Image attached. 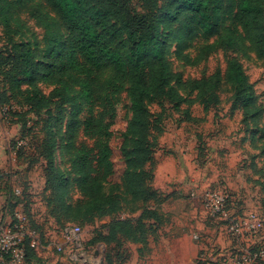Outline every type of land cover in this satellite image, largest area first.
Returning <instances> with one entry per match:
<instances>
[{"label": "rangeland", "instance_id": "obj_1", "mask_svg": "<svg viewBox=\"0 0 264 264\" xmlns=\"http://www.w3.org/2000/svg\"><path fill=\"white\" fill-rule=\"evenodd\" d=\"M0 1V57L6 60L0 66V195L2 206L19 210L47 245L34 250V262L230 264L254 244L264 248V226L232 235L229 221L214 216L203 197L221 190L227 195L223 209L233 217L264 220V0H258L259 47L253 29L234 19L235 0H210L218 23L213 35L186 11L159 24L166 73L180 100L161 96L149 104L146 136L132 127L129 79L116 78L107 62L87 74L76 68L73 59L87 63L47 0ZM160 3L166 10L170 0ZM130 7L140 12L136 0ZM16 42L31 49L27 69L33 77L24 76L21 88L37 90L31 99L36 115L24 114L19 105L25 100L12 90L23 76L11 49ZM109 46L129 56L124 36ZM230 59L240 63L252 86L246 108V97L226 79ZM105 99L116 109L113 124L103 115ZM90 116L108 135H85ZM103 140L111 149L110 178L100 155ZM15 187L22 202L13 207L5 197ZM68 222L82 228L79 262L67 256L68 247L66 254L51 243Z\"/></svg>", "mask_w": 264, "mask_h": 264}, {"label": "trees", "instance_id": "obj_2", "mask_svg": "<svg viewBox=\"0 0 264 264\" xmlns=\"http://www.w3.org/2000/svg\"><path fill=\"white\" fill-rule=\"evenodd\" d=\"M132 1L47 0L55 9L67 30L70 38L69 44L87 63V65L77 63L73 59L76 68H80L84 74H87L97 71L102 62H107L113 68L116 78L127 77L129 79L133 114L132 127L138 134L146 136L149 134V104L161 96L175 102V104L180 100V95L170 86L166 73L165 60L160 50L159 24L167 21L168 18L174 20L180 12L184 11L191 13L195 25L207 35L217 33L218 23L212 17L215 9H213L210 0H170L166 10L162 7L161 0H136L140 12H135L130 7ZM258 2V0H235L234 19L243 27L253 29L254 38L258 42L259 47L262 40L259 39L257 34V18L260 13ZM2 13H4V5L0 1V19L2 18ZM121 36H124L128 43L129 56L127 58L109 46L111 40ZM11 49L21 64L20 74L23 75L15 80L12 90H17L19 95L24 98L25 101L19 105L25 108L24 114L36 115L37 111L33 107L31 99L36 98L37 90L35 88L22 90L21 88L24 76H29L31 80L33 77L31 71L27 69L32 57L29 43L16 42L12 44ZM5 61L4 58L0 57V66ZM226 79L238 89V93L246 97V100L242 103L243 108H246L252 100V86L236 59L228 61ZM81 84L83 86V94L90 98L89 84L85 81L81 82ZM8 100L13 99L9 98ZM103 115L108 116L111 124L115 123L117 113L111 99H105ZM23 128L29 131L31 127L27 128L24 122ZM24 129H22V132ZM105 129L100 121L93 116H90L84 124V133L87 136H106L108 134L104 133ZM100 155L101 159L106 162V175L110 178L113 173V161L111 149L107 146L106 140L102 141ZM84 162V158H80L78 161L81 166H83ZM1 182L2 172L0 184ZM49 186L54 188L55 185L51 183ZM17 197H22L21 190L19 194H15L14 188H11L6 193L5 200L14 203L13 207H16L22 202ZM2 209L5 210L6 216L10 215L9 217L12 218V223H14V211L16 208L8 209L6 202H4ZM68 224L75 223L68 222L63 224L59 229V235ZM79 227L81 228V226ZM27 228L29 229L28 226ZM41 243L45 245L43 242ZM23 245L25 250L24 264L36 263L33 257L35 256L34 250L38 249V247L31 246L28 237L24 238ZM249 249L253 251L257 249V245L254 244ZM72 261L78 262L76 260ZM198 261L199 264H203L204 260Z\"/></svg>", "mask_w": 264, "mask_h": 264}, {"label": "built area", "instance_id": "obj_3", "mask_svg": "<svg viewBox=\"0 0 264 264\" xmlns=\"http://www.w3.org/2000/svg\"><path fill=\"white\" fill-rule=\"evenodd\" d=\"M23 144V140H17L16 145ZM1 175V169H0ZM14 193L19 194V187L14 188ZM204 201L206 202L209 211L221 219L228 220V228L232 235H243L245 233H257L264 226V220L257 216H247L240 219L228 213L227 209H223L227 200V195L221 190H213L203 193ZM15 221L8 222L5 210L0 204V264H24L25 250L23 240L25 237L30 239V245L38 248H46L40 242L38 234L34 230H30L26 226V217L19 211H14ZM82 239V229L75 224L66 225L60 235L58 242L53 243L54 247L66 253L65 247L69 248L70 253L67 256L71 260L79 262L84 252ZM50 244V243H49ZM80 254V256H77ZM258 261H264V248L255 250H245L235 259L231 260L230 264H250ZM191 264H197L192 262Z\"/></svg>", "mask_w": 264, "mask_h": 264}, {"label": "water", "instance_id": "obj_4", "mask_svg": "<svg viewBox=\"0 0 264 264\" xmlns=\"http://www.w3.org/2000/svg\"><path fill=\"white\" fill-rule=\"evenodd\" d=\"M32 264H49V263H44V262H36V263H32Z\"/></svg>", "mask_w": 264, "mask_h": 264}, {"label": "crops", "instance_id": "obj_5", "mask_svg": "<svg viewBox=\"0 0 264 264\" xmlns=\"http://www.w3.org/2000/svg\"><path fill=\"white\" fill-rule=\"evenodd\" d=\"M0 151H1V149H0ZM2 202H3V200H2V197H1V195H0V203L2 204Z\"/></svg>", "mask_w": 264, "mask_h": 264}]
</instances>
